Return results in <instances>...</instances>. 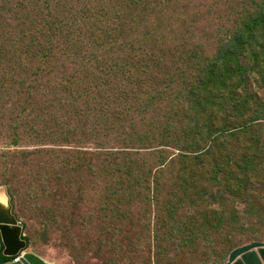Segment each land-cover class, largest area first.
<instances>
[{
	"label": "trees",
	"instance_id": "trees-1",
	"mask_svg": "<svg viewBox=\"0 0 264 264\" xmlns=\"http://www.w3.org/2000/svg\"><path fill=\"white\" fill-rule=\"evenodd\" d=\"M190 2L0 0V184L24 231L69 206L88 223L99 190L94 263L222 264L263 240L264 0H231L217 32Z\"/></svg>",
	"mask_w": 264,
	"mask_h": 264
},
{
	"label": "rangeland",
	"instance_id": "rangeland-1",
	"mask_svg": "<svg viewBox=\"0 0 264 264\" xmlns=\"http://www.w3.org/2000/svg\"><path fill=\"white\" fill-rule=\"evenodd\" d=\"M189 9H197L198 14L201 11V14L199 16L200 26L209 27L211 30L214 29V31L216 32L225 29V27L227 26H230V19L233 9L231 0H191V2L189 3ZM192 12L194 11H191V13ZM154 17L160 19L159 16ZM158 32L162 34L160 37L162 41L167 42V46L169 47V49H172L173 45L170 42L172 40V34L170 35L166 29L164 31L162 30V32L158 30ZM203 35L204 33L199 37H202ZM211 41H216L215 36ZM86 57L89 58V55H87ZM58 67H60V63L58 64ZM70 67L76 70L80 69L81 71H83V68L90 69V65L85 64V60H82V58H78L77 60H75V62L70 65ZM0 174L8 175L5 169L2 167L1 163ZM90 193L91 195L89 196V198H87V201L80 207L78 206L80 208L78 210V213L82 212L83 210L87 212L86 215L88 216V223L85 222V219H82L78 220L77 224L73 225L72 219H70L69 217L71 212L76 210V207L74 206H69V212L67 214L69 215V217H67L66 219L64 217L63 222L59 227H56V225H54L55 228H53L48 233L47 237H45L43 232L40 231L41 228H39V224L36 221H27L28 227L31 226V230L29 231L27 229L24 231L23 229V235L30 238L29 251L34 252L35 254L41 256L42 258L53 264H103L100 263V261H98V263H94V255L97 257L101 254L110 256L112 255V252L109 250H104V252L100 251L98 254H94L95 251L97 252V245L92 243V239H90V236L83 238V236L88 231L86 227H89L90 216H92L94 222L95 220H97L98 213H100L99 211L102 208V202L99 199V195L101 192L99 190H96L95 192L90 191ZM0 194L4 195L6 197L5 202H8L10 196L8 194L6 186L2 184H0ZM146 198L147 193L146 196H144V199ZM95 225H97V223ZM79 239L80 242L76 244ZM80 243L83 246V250L87 253H90H86L85 259L82 256H80L79 259L77 257V251L81 246ZM102 261L103 259L101 258V262Z\"/></svg>",
	"mask_w": 264,
	"mask_h": 264
},
{
	"label": "water",
	"instance_id": "water-1",
	"mask_svg": "<svg viewBox=\"0 0 264 264\" xmlns=\"http://www.w3.org/2000/svg\"><path fill=\"white\" fill-rule=\"evenodd\" d=\"M23 236V223L12 213L9 199L8 208H0V245L3 246V255L11 257L3 264H53L29 251ZM22 252L25 253L22 255ZM17 257L20 259L14 261ZM223 264H264V241H254L236 248Z\"/></svg>",
	"mask_w": 264,
	"mask_h": 264
},
{
	"label": "bare ground",
	"instance_id": "bare-ground-1",
	"mask_svg": "<svg viewBox=\"0 0 264 264\" xmlns=\"http://www.w3.org/2000/svg\"><path fill=\"white\" fill-rule=\"evenodd\" d=\"M5 198L4 195L0 194V208L4 210L8 208V202H5Z\"/></svg>",
	"mask_w": 264,
	"mask_h": 264
},
{
	"label": "built area",
	"instance_id": "built-area-1",
	"mask_svg": "<svg viewBox=\"0 0 264 264\" xmlns=\"http://www.w3.org/2000/svg\"><path fill=\"white\" fill-rule=\"evenodd\" d=\"M21 254L23 255L24 252H22ZM19 259H20V257H17V258L15 259V261H18Z\"/></svg>",
	"mask_w": 264,
	"mask_h": 264
},
{
	"label": "clouds",
	"instance_id": "clouds-1",
	"mask_svg": "<svg viewBox=\"0 0 264 264\" xmlns=\"http://www.w3.org/2000/svg\"><path fill=\"white\" fill-rule=\"evenodd\" d=\"M260 241H264V240H260ZM251 243H252V242H251ZM24 253H25V252H24ZM15 259H16V258H15ZM227 259H228V258H227ZM14 261H15V260H14ZM226 261H227V260H226ZM226 261H225V262H226ZM218 264H219V263H218ZM222 264H223V263H222Z\"/></svg>",
	"mask_w": 264,
	"mask_h": 264
}]
</instances>
